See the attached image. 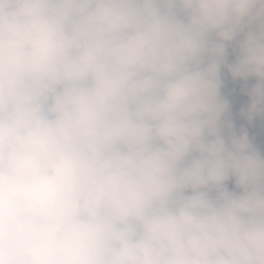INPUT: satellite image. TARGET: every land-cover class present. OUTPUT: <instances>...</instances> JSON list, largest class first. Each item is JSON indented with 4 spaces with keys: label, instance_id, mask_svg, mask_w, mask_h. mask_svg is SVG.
I'll return each instance as SVG.
<instances>
[{
    "label": "clouds",
    "instance_id": "clouds-1",
    "mask_svg": "<svg viewBox=\"0 0 264 264\" xmlns=\"http://www.w3.org/2000/svg\"><path fill=\"white\" fill-rule=\"evenodd\" d=\"M0 264H264V0H0Z\"/></svg>",
    "mask_w": 264,
    "mask_h": 264
}]
</instances>
